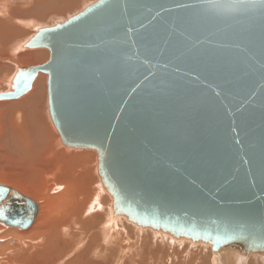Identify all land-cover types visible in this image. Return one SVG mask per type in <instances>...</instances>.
Listing matches in <instances>:
<instances>
[{
	"label": "water",
	"instance_id": "water-1",
	"mask_svg": "<svg viewBox=\"0 0 264 264\" xmlns=\"http://www.w3.org/2000/svg\"><path fill=\"white\" fill-rule=\"evenodd\" d=\"M25 48L49 59L16 66L0 101L47 75L59 139L96 152L113 217L264 254V0H97ZM37 214L0 184V223L25 230Z\"/></svg>",
	"mask_w": 264,
	"mask_h": 264
},
{
	"label": "rangeland",
	"instance_id": "rangeland-1",
	"mask_svg": "<svg viewBox=\"0 0 264 264\" xmlns=\"http://www.w3.org/2000/svg\"><path fill=\"white\" fill-rule=\"evenodd\" d=\"M47 1L46 0H33V2L36 3V4H33L32 0H0V7L4 6L5 8L6 6L7 9H13V8H16L17 6H20L21 10L23 11L21 13L23 15L22 21L20 22L22 26L19 25L20 23L18 24L14 21L15 20L14 16L12 17L10 16V18H8L10 19L11 25L9 24V21L7 19V26L9 25V27H11L12 29H14L15 27L16 28L19 27L17 29L21 30L20 32L22 34L19 33L17 35L19 39L18 38L16 39L18 43L22 41L23 43L22 42L21 43L24 44L28 40L27 38H29L32 34H34V32L37 29L53 26L58 23H62L68 18L81 12L84 8L93 4L97 0H84V2L83 0H55V1L53 0L54 1L53 5H52V2H53L52 0H50L51 2L49 1L50 3ZM59 6H61L62 8ZM40 13H42L44 16ZM23 17H25L27 20L23 19ZM30 18L37 19L39 21L37 24L33 25L34 22ZM28 20L30 22H28ZM25 22H27V24H30L27 26V28L24 26L26 25ZM12 23L14 26L12 25ZM22 27L25 28L26 31L25 29H22ZM28 31H30L29 32L30 36L29 35L25 36L23 37V40H20L22 39L20 38V36L21 35L24 36ZM11 40L12 39H10L9 41L4 40V42L0 41V49H1L0 50V80L1 82L4 77H7L6 82L8 81L9 76L13 75L16 66H37V65L46 63L49 59V51L47 49H26L24 50V48H21L18 51L19 53L18 57L21 55L23 57V55L24 54L26 55V53L33 54L36 52H39V53L42 52L41 53L42 55L40 54V57L35 62L33 61L32 62H28V61L21 62L19 58L15 62V60L13 61L11 59V55L13 53L11 52V48H12L11 46H12L13 41L16 42V40H12V41ZM6 63L9 64L11 67L7 65ZM14 63H16V66H14L15 65ZM8 68H11V69H8ZM41 75L45 77V82H44L45 99H43V108L45 109L46 119H43V124L51 127L52 134H50V137L52 139V144L53 143H55L54 145L59 144V147L57 149L55 148L56 150L54 149V151L53 149H51L50 154L47 156L46 159L44 160L39 159V161H36L35 163H33L32 172L28 175H25L26 179L28 177V182L31 185H34V187H37L40 189V191H42L39 194L35 193L34 190L32 191V189H27V190L21 189L22 190L21 191L20 188L18 187L15 188L7 184V182L4 183V181L2 183V180H0V184L7 185V186H10L16 189L23 195L31 198L38 206V214H37L35 221L29 228L25 230H19L16 228H7L3 226L2 223H0L1 225L0 233L3 230L5 231V233H7V236L0 237L1 238L0 239V243H1L0 244V262H1L0 264H4L6 262L5 260L9 261L11 264H18L20 257L23 255V251L25 248L24 244L28 243L29 245H32L33 243H35V246H36L38 244V241L35 240V242H33L34 241L33 238L36 239L34 234L36 233V235H38L39 233L38 230L42 229L41 231H43L49 226L53 227L59 222L61 224L64 223L66 225H69V229L71 228L73 229L72 230L73 231L72 232V235H73L72 242L78 240L77 247H76L77 249H75V251L73 250V254H72V251H70V253L67 254L66 258L60 264H75L73 262L71 263V261H73V259L77 257V255H79V250L83 246V242L85 243V245H87L85 250L87 249L89 245L88 234H90L91 232V229L89 227L85 228V225L87 226L88 224V222L86 221V217H88L89 215L86 214L85 212H84V215L80 214L78 211V209H80L79 207V202L81 200L80 198L82 197L83 192L88 190V186L94 183L95 179L97 180L99 184L100 190H102L101 183H100L98 174L96 172L97 171L96 170V167H97L96 152L91 149L67 148L62 145L59 139V135L56 132L50 120V116H49L48 105H47V75L43 73H41ZM7 86L8 85L0 87L1 88L0 92L7 91V89H5ZM32 89H33V86L31 90L27 92L25 95H23L22 97L17 98V99H12V100L0 101V104L1 103L10 104V103H16L18 101H21L24 98H26L27 95H29ZM78 155L80 158L79 162L83 161L81 158L82 155H88L89 160L92 161L93 167L95 166L93 168L94 169L93 175L95 179L90 178L91 174L88 172L87 167L82 169L81 166L83 165V162L81 166L78 164L79 162H76L77 160H79V158L77 157ZM66 169H67V172H65ZM53 175H55L56 178H53L52 177ZM56 180L60 181L59 184H54ZM62 180L64 182H61ZM63 183H65V185L67 184V186L70 184V186L73 188L72 197H69L68 194L66 195L65 198L64 196H62V194L66 191L65 188L62 187ZM68 190L70 191L71 188H69ZM101 193L102 195H104L103 197L107 199V202H106L107 204L104 206H107V207L109 206L107 210V213H108L110 210V198L106 192H103V190L101 191ZM43 209H45V211ZM76 209L78 213L76 212ZM79 214L80 216L76 218L77 215ZM64 219H66L67 221ZM117 224H119L120 227L122 226L124 231L123 230L122 232L120 231L121 236L117 238L119 241L118 240L116 241L115 243L116 245L114 244V246H112L113 243H110L111 250L110 252L106 250L107 252L104 254V257H102V261H101L102 264H213L212 260L214 257L217 258V261H216L217 263L215 262L214 264H264V254L243 258L242 256H239L238 254H236L237 255L236 256L235 254H231V253L227 254L226 252V253H221L219 256V254L218 255L213 254L210 248L206 245H202V244L193 245L188 241L176 240L162 233L153 232L150 229H142L141 227H136L135 225L127 224L121 218L117 220ZM14 233H18V234L15 235ZM61 239H64V242L65 240L68 241V243L71 242V240L66 239V235L64 236V238L61 237ZM86 241L88 242L86 243ZM126 241H129V242L127 243ZM91 254L93 255V253ZM127 255H129V257ZM103 260H105V262H103Z\"/></svg>",
	"mask_w": 264,
	"mask_h": 264
},
{
	"label": "bare ground",
	"instance_id": "bare-ground-1",
	"mask_svg": "<svg viewBox=\"0 0 264 264\" xmlns=\"http://www.w3.org/2000/svg\"><path fill=\"white\" fill-rule=\"evenodd\" d=\"M49 1H47V2H49ZM54 1L52 2V5L54 4ZM32 2H33V0H32ZM83 2H84V0H83ZM33 4H36V3L33 2ZM14 6H15V4H14ZM59 7H61V6H59ZM5 8H6V6H5ZM5 8H4V6L0 7V41H3V42H4V40L9 41L10 39L16 40L18 38L17 35L19 33H21L20 32L21 30L17 29L19 27H17V28L15 27L14 29H16V30H14L11 27H9V25L7 26V19L10 18V16L11 17L14 16L15 17L14 21L19 24L22 21V16H23L21 14L23 11L21 10L20 6H17L16 8H13V9H7L6 8V10H5ZM28 8H30V7H28ZM26 9H25V11H26ZM50 11H52V10H50ZM53 11H55V10H53ZM40 14H42V13H40ZM23 19H26V18L23 17ZM30 19H32V18H30ZM29 20H28V22H30ZM32 20L34 22L33 25L37 24L39 21L37 19H32ZM8 21L10 24V19H8ZM25 24L26 25H24V26L26 28L28 25H30V24H27V22H25ZM12 25H13V23H12ZM19 25H21V23ZM22 29H25V28L22 27ZM25 31H26V29H25ZM36 31L34 32V34L36 33ZM29 32L30 31H28L24 36L21 35L20 38H22V39H20V40H23V37L28 36ZM34 34H32L31 36L29 35L30 37L27 39L29 40ZM21 42L22 41H20L18 43L17 40H16V42L13 41L12 46H11L12 47L11 52H13L11 55V59L13 61L15 60V62L18 60V58L20 59L21 62L22 61H28V62L33 61V62H35L36 60H38V58L40 57V54L42 52H40V53L36 52L33 54H27L26 53V55L24 54L25 56L23 55V57H22V55H21L18 57V55H19L18 51L21 48L26 49L25 48L26 42L24 44H22L23 42L22 43ZM14 64H15L14 66H16V63H14ZM7 65H9V64H7ZM20 67H22V66H20ZM8 69H11V68H8ZM15 72H16V69L14 70V73ZM14 73L12 76H9L7 82H6L7 77H4L2 82L0 80V82H1L0 87L8 85L5 88V89H8L11 85ZM3 75H5V74H3ZM44 82H45V77L43 75H41V73H39L38 76L36 77V79L34 80L33 84H32V86H33L32 91L29 93V95L26 96V98H24L23 100L18 101L16 103H10V104H8V103L2 104L1 103L0 104V180H2V183L4 181V183L7 182V184H9L15 188L18 187V188H20V190L21 189H25V190L32 189V191L34 190V192L37 194H39L42 191H40L39 188L34 187V185H31L28 182V177L26 179L25 175H28L32 172L33 163H35L36 161H39V159H43V160L46 159L47 156L50 154L51 149H53V151H54L55 148L57 149L59 147V144H57V145H54L55 143L52 144V139L50 137V134H52L51 127L43 124V119H46L45 109L43 108V99H45V97H44V90H45L44 89ZM1 101H5V100H1ZM50 120H51V117H50ZM51 122H52V120H51ZM52 124H53V122H52ZM53 126H54V124H53ZM74 157H75V155H74ZM77 157L79 158V155ZM81 158L83 161L79 162L80 161V158H79V160L76 159L77 160L76 162H79L78 164L80 166L83 162V165L81 166L82 169L87 167L88 172L91 174L90 178H94V175H93L94 169L93 168L95 166L93 167L92 161L89 160L88 155H82ZM64 168H65V166H64ZM65 172H67V169ZM52 177L56 178L55 175H53ZM59 182L60 181L56 180L54 182V184H59ZM61 182H64V181L62 180ZM62 187H64L66 190L62 194V196H64V198H65L66 195L68 194L69 197H72L73 188L70 186V184L67 186V184L65 185V183H63ZM69 188H71L70 191L68 190ZM101 191L102 190H100L99 184H98L97 180L95 179L94 183H92L88 186V190L83 192V195L80 198L81 199L79 202L80 209H78V211L80 214L84 215V212H85L86 214L89 215L88 217H86V221L88 222V224H87V226L85 225V228L89 227L91 229V232H90V234H88L89 245H88L87 249L85 250L87 245H85V243L83 242V246L79 250V255H77V257H75L73 259V261H71V263L73 262L75 264H102V262H101L102 257H104V254L107 251L110 252V250H111L110 249V243H113L112 246H114V244L118 240L117 238H119L121 236L120 231L121 232H122V230L124 231L123 227L122 226L120 227V225L117 224V220L119 218L113 217L110 210L107 213L109 206L108 207L104 206L107 204L106 203L107 199L103 197L104 195H102ZM43 210L45 211V209H43ZM82 211H83V213H82ZM76 212H77V209H76ZM80 214L77 215L76 218H78L80 216ZM49 215H50V213H49ZM64 220H66V219H64ZM2 225H4V224H2ZM121 225H122V223H121ZM44 226H46V225H44ZM70 226H71V224H70ZM119 228H120V230H119ZM0 229H1V227H0ZM41 230H38L39 231L38 235H36V233L34 234L36 239L33 238V240H34L33 242H35V240L38 241V244L36 243L37 244L36 246H35V243H33L32 245H29L28 243L24 244L25 248L23 247L24 248L23 255L20 257L18 264H60L66 258L67 254L70 253V251H72V254H73V250L75 251V249H77L76 247H77L78 240L72 242V239H73L72 238L73 237V235H72L73 231L72 230L73 229L72 228L69 229V225H66L64 223L61 224L59 222L58 224L54 225L53 227L49 226L45 230H43V231H41ZM74 230H76V229H74ZM3 231H1L0 237L1 236L2 237L7 236V233H5V231L4 232ZM82 232H84V231H82ZM14 234L16 235L18 233H14ZM65 235H66V239L71 240L70 243H68V241H66V240L64 242V239H61V237L64 238ZM86 236H87V234H86ZM80 237H81V235H80ZM80 237H79V239H80ZM31 241H32V239H31ZM88 241H86V243ZM123 242H122V244H123ZM126 242L128 243L129 241H126ZM27 248H28V250H27ZM20 250H22V249H20ZM91 253H93V255ZM228 253L229 252H227V254ZM127 256L129 257V255H127ZM219 256H220V254H219ZM105 257H107V256H105ZM108 257H110V256H108ZM5 261L6 262L4 264H11L9 261H7V260H5ZM212 261L214 264L217 261V258L214 257ZM103 262H105V260H103ZM106 263H107V261H106Z\"/></svg>",
	"mask_w": 264,
	"mask_h": 264
}]
</instances>
